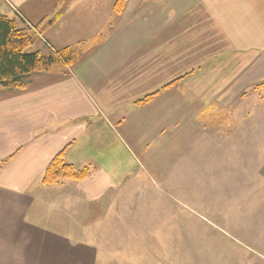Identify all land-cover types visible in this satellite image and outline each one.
Instances as JSON below:
<instances>
[{
    "label": "crops",
    "instance_id": "obj_1",
    "mask_svg": "<svg viewBox=\"0 0 264 264\" xmlns=\"http://www.w3.org/2000/svg\"><path fill=\"white\" fill-rule=\"evenodd\" d=\"M116 1L73 0L51 22L63 0H0L35 51L76 47L71 64L0 86V248L23 264H148L193 204L171 194L179 215L153 231L152 190L168 202L164 186H183L203 153L242 176L264 162L263 101L253 112L246 95L264 81V0ZM63 150L88 176L44 184Z\"/></svg>",
    "mask_w": 264,
    "mask_h": 264
},
{
    "label": "rangeland",
    "instance_id": "obj_2",
    "mask_svg": "<svg viewBox=\"0 0 264 264\" xmlns=\"http://www.w3.org/2000/svg\"><path fill=\"white\" fill-rule=\"evenodd\" d=\"M37 43L26 52H35ZM41 51L45 53V50ZM55 64L62 65L61 62ZM231 76L233 80L236 75ZM246 95L248 108L254 112L256 105L263 101V106L258 109L264 113V81L257 94L249 89ZM208 156L216 158L213 154H201L202 165L197 174L193 171L188 177L183 176L187 177V184L164 186L169 191L168 202L157 198L163 192L152 190L150 193L153 201L148 211L161 217L153 219V231L160 226L159 222H174L172 213L179 215L182 204L173 198L177 190L181 189L194 205L189 204L191 209H188L184 203L185 208L180 211L184 215L183 232L166 235L168 249L147 250L148 264H264V162L249 163L246 175L242 176L239 164L223 158L211 167ZM177 173L180 175V171ZM178 225L182 224L178 222ZM160 237L159 241L162 240ZM147 241L155 242L156 235L147 234ZM15 253L0 248V264H23L21 259H16Z\"/></svg>",
    "mask_w": 264,
    "mask_h": 264
},
{
    "label": "trees",
    "instance_id": "obj_3",
    "mask_svg": "<svg viewBox=\"0 0 264 264\" xmlns=\"http://www.w3.org/2000/svg\"><path fill=\"white\" fill-rule=\"evenodd\" d=\"M72 1L63 0L62 8L51 22L58 19ZM126 2L127 0H117L114 5L115 10L121 12ZM37 38V33L31 27L20 26L16 20L0 13V86L23 88L33 72L48 70L58 62L71 64L75 58L76 47H66L49 54H41L38 51L26 52L35 44ZM5 162L6 160L2 164ZM88 174L87 169L78 170L67 162L63 150L47 166L42 182L51 185L67 178L83 180Z\"/></svg>",
    "mask_w": 264,
    "mask_h": 264
}]
</instances>
